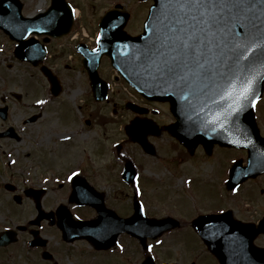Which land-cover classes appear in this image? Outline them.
<instances>
[{"label":"flooded vegetation","instance_id":"1","mask_svg":"<svg viewBox=\"0 0 264 264\" xmlns=\"http://www.w3.org/2000/svg\"><path fill=\"white\" fill-rule=\"evenodd\" d=\"M88 2L91 5L97 2L95 8L104 7L96 26L90 30L84 23L82 0H0V33L3 36L0 45L9 42L6 53L12 54L21 67L27 65L35 71L47 65L61 77L58 95L46 81V95L32 101L34 110L31 112L27 105L26 84L0 87V107L6 108L5 117L0 114V264H144L151 256L155 264H264V171L243 180L235 192L226 182L233 163L241 161V167L249 163V150L243 148L215 145L208 151L199 146L189 152L183 147L188 155L204 151L205 161L214 162L207 173L208 183L215 179L223 182L224 189L215 190L217 196L211 199L212 207L206 211L210 215H223L220 220L211 221L214 255L189 219H180L178 228L165 232L157 240L147 237L144 244L129 231L120 232L115 243L107 249L96 248L87 237H69L81 232L77 226L84 227L86 223L96 221L103 199L113 215L127 218L135 212L134 196L137 194L146 216L157 215L152 214L143 196V186H146L144 166L137 154L128 151L127 147L129 142L137 144L141 150L142 146L129 140L126 126L135 116L151 122L154 125L151 131L159 133H150L148 140L154 144L157 153L160 149L157 139L166 134L174 138L167 127L176 121L173 115L162 120L157 110H151L150 105L156 102L146 101V111L140 115L131 111L132 103L118 89L112 90L108 99L97 101L89 78H62L59 69L67 71L78 62L84 66L83 50L96 48L100 21L108 10L122 4V11L130 15L127 32L138 35L144 28L152 3L151 0ZM71 12L74 20L65 34L54 36L52 31L45 29L64 20ZM43 19L47 21L45 24ZM12 31L15 36L11 35ZM24 49L40 51L42 56L36 60L42 63L21 59L19 54ZM101 59L99 70L107 79L108 71L113 70L111 59L106 55ZM72 87H75L74 96L81 94V98L92 99L90 107L80 104L78 108H70L58 100L68 96ZM38 100L45 103L38 104ZM57 100L63 109L47 110L48 102ZM256 106L260 135L264 137V97ZM33 116H37V120L30 122ZM34 125L39 126L38 130ZM113 135L121 137L111 139ZM173 141L176 145L175 138ZM103 142L112 144H103L104 149L111 151L98 153L96 144ZM130 161L138 170L139 178L135 183L123 176ZM72 172L78 175L69 180ZM111 191L115 197L110 195ZM235 224L243 227L236 228L235 239L218 242L217 237H224L228 226L235 227ZM183 229L186 233L180 236L181 242L170 246L168 235ZM185 235L194 236L198 244L193 245L194 241L191 243L189 238L184 240ZM148 245L153 246L151 252ZM217 252L225 257V263Z\"/></svg>","mask_w":264,"mask_h":264},{"label":"snow or ice","instance_id":"2","mask_svg":"<svg viewBox=\"0 0 264 264\" xmlns=\"http://www.w3.org/2000/svg\"><path fill=\"white\" fill-rule=\"evenodd\" d=\"M118 26L115 21L110 24ZM146 27L153 36L140 54L143 64L181 93L194 85L201 92L215 91L223 102L218 104L217 122L242 111L246 102L256 106V85L264 80V0H157ZM104 35L97 37L98 44ZM238 50L242 51L237 55ZM241 60L248 61L251 71L234 70ZM77 175L72 172L68 179Z\"/></svg>","mask_w":264,"mask_h":264},{"label":"water","instance_id":"3","mask_svg":"<svg viewBox=\"0 0 264 264\" xmlns=\"http://www.w3.org/2000/svg\"><path fill=\"white\" fill-rule=\"evenodd\" d=\"M150 10V17L146 22V26L150 25L151 22V11L154 6H157V0L154 2ZM117 11L108 12L105 15L101 27H103V32L105 33V41L100 43L97 53H88L86 61V68L89 71L91 81H93L95 92L98 90V99L105 98L106 87L99 78L98 74V64L99 56L105 51L109 54V49L112 47V52L110 53L113 59V64L117 69L122 71L128 81L133 84V86L147 99L149 100H168L171 103V110L177 117V123L174 126H170L169 129L172 131L174 136H176L185 146L194 149L199 145V143L205 145L206 149H210L215 142H221L225 145H235L238 147L248 146L250 147V135H258V129L256 127L254 118V108L251 106L250 102H246V106L237 114L229 117L225 120L222 116L217 122V115L220 113L221 109L218 104L223 102L218 100V97L213 92H201L198 85H194L192 88L186 89L183 93L175 87L169 86L167 83L162 82L156 78V73L153 70H148L146 65L143 64V57L140 55L145 47L150 43V37L153 36L152 31L146 27L144 33L140 34L138 37L128 36L123 32L124 22L118 23V27L111 28V19L115 17ZM1 26V24H0ZM239 31L243 32V26H238ZM127 49H125V48ZM129 50L130 52H128ZM242 50H238L237 55ZM259 54V53H257ZM40 51L34 50L33 52L24 51L23 55L20 54L21 58L35 60L36 57H40ZM231 63V62H230ZM244 69L246 71H251V66L248 61L241 60L239 65H234V70ZM43 72L48 75L49 80L52 81L54 86H57L58 77H56L53 72L48 68H43ZM57 81V82H56ZM257 94L261 98V94L264 90V80L260 81L256 85ZM182 96L186 98H182ZM5 114V109H4ZM233 125L235 132L230 136L228 140L225 139V133L230 130V126ZM146 127L151 128V124L144 121L141 123L134 120L131 125L127 126V132L129 133L132 140H137L142 144L145 150L153 152V146L147 140ZM239 141V143H237ZM132 168V167H131ZM127 176H131L133 180L134 172L133 169L127 170ZM136 213L133 217L125 219H120L121 224L127 225L133 221H142L140 214L142 208L135 205ZM103 224L107 222L113 223L115 217L108 215L106 207H101ZM108 216H107V215ZM107 217V218H106ZM117 221V220H116ZM101 220L94 224L99 227ZM178 222L170 218H163L160 220L151 219V228H153V236H157L165 229H171V227L177 225ZM194 226L197 231L206 241L210 250L214 253L213 246V236H212V225L211 216L202 215V217L197 218L193 221ZM234 228H242L241 225H235ZM85 230V228H84ZM86 234V233H85ZM82 233V235H85ZM116 235V234H115ZM114 236V235H113ZM90 239L94 241L95 245L98 247L104 246L105 241H103L100 236L96 233L90 236ZM111 239V238H110ZM108 243V240H107ZM218 257L226 262L225 257L220 252Z\"/></svg>","mask_w":264,"mask_h":264},{"label":"rangeland","instance_id":"4","mask_svg":"<svg viewBox=\"0 0 264 264\" xmlns=\"http://www.w3.org/2000/svg\"><path fill=\"white\" fill-rule=\"evenodd\" d=\"M123 1V0H121ZM126 1V0H124ZM84 7V23L90 29H94L96 26V21L99 18V13L104 11V7L100 6L95 8L93 3H87V0H82ZM107 9L108 3L105 4ZM139 6V5H138ZM139 8L143 9L142 6ZM141 11L139 12V14ZM92 31V30H91ZM89 31V32H91ZM94 32V30H93ZM2 33H0V42L2 41ZM9 44V42H7ZM1 44V43H0ZM6 50V51H5ZM9 48L3 43L0 45V87L4 85H14V84H26V95L28 96L27 105H29V112L34 110V105L32 101L36 97L44 96L46 89L47 78L41 73L40 70H31L29 66L24 65L21 67L19 63L12 59V54L6 53ZM13 63V66L10 64ZM62 72L64 80L68 79H78V78H88L87 72L84 70L82 62H78L76 67L69 70L59 69ZM114 73V70H109L108 75ZM76 87V86H75ZM72 87L68 90V96L65 95L58 99L61 102H65L67 107L78 108L80 104L90 107L92 99L81 98V94L74 96ZM1 89V88H0ZM125 96L130 99L129 93L124 92ZM138 96V95H137ZM81 98V99H80ZM140 99V96H138ZM57 100V101H58ZM61 102H48L47 110L56 111L63 109ZM90 103V104H89ZM95 106V102L93 103ZM160 113L159 116L162 120L168 119L172 114L169 110L168 104L156 103L153 105ZM53 115H58L53 113ZM172 117V116H171ZM128 118V114L126 119ZM115 124V123H114ZM113 123L110 126L111 132L113 133ZM35 130H38L39 126H33ZM60 129V128H59ZM57 129V130H59ZM118 129V127H117ZM100 136V134H98ZM120 135L115 136L111 139L119 138ZM174 138H171L168 134L162 135L157 139L160 145L159 152L157 156L149 155L144 153L143 150L139 148L137 144L128 143V151L137 154L141 164L144 166L145 178L143 182L146 186H143V196L147 200V207H149L152 214L160 215H170L174 214L175 217H181L186 219L188 216L189 220L192 219L198 212L209 211L211 204V199L217 194L216 191H221L224 189L223 182H219L215 179L214 182L208 183L207 173L211 171L213 161H205L204 151H199L195 156L188 155L184 152L183 145L177 140L175 145ZM103 144H110L108 142L97 143L98 153H105L111 150L107 148L104 149ZM112 145V144H110ZM114 146V151H116ZM204 156V157H203ZM191 177L188 182V178ZM214 192L215 194L209 195V193ZM114 196V191H111L110 195ZM115 197V196H114ZM176 231L168 235L171 239L168 240V244H176L181 242V237L183 233H186L185 229L181 230L180 233L174 234ZM184 240H190L193 245L198 244L194 236L188 237L183 236Z\"/></svg>","mask_w":264,"mask_h":264}]
</instances>
